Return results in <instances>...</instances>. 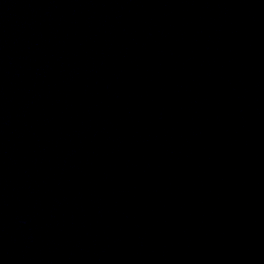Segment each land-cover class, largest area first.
Returning a JSON list of instances; mask_svg holds the SVG:
<instances>
[{
	"label": "water",
	"instance_id": "water-1",
	"mask_svg": "<svg viewBox=\"0 0 264 264\" xmlns=\"http://www.w3.org/2000/svg\"><path fill=\"white\" fill-rule=\"evenodd\" d=\"M0 264H264V0H0Z\"/></svg>",
	"mask_w": 264,
	"mask_h": 264
}]
</instances>
